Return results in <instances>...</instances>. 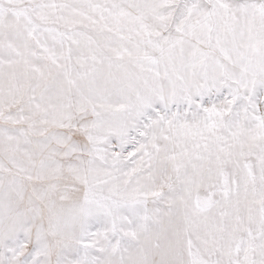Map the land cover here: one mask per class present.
Listing matches in <instances>:
<instances>
[{"label": "snow or ice", "instance_id": "6c2138e0", "mask_svg": "<svg viewBox=\"0 0 264 264\" xmlns=\"http://www.w3.org/2000/svg\"><path fill=\"white\" fill-rule=\"evenodd\" d=\"M0 264H264V0H0Z\"/></svg>", "mask_w": 264, "mask_h": 264}]
</instances>
